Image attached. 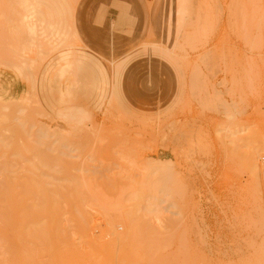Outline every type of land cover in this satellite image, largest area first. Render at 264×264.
Masks as SVG:
<instances>
[{"label":"rangeland","instance_id":"rangeland-1","mask_svg":"<svg viewBox=\"0 0 264 264\" xmlns=\"http://www.w3.org/2000/svg\"><path fill=\"white\" fill-rule=\"evenodd\" d=\"M176 1L68 0L71 30L45 40L25 25L49 7L0 0V264H264V0ZM66 53L71 88L54 65ZM47 71L63 85L50 108L32 92ZM33 147L60 173L35 167L39 183L67 199L22 190Z\"/></svg>","mask_w":264,"mask_h":264},{"label":"bare ground","instance_id":"bare-ground-1","mask_svg":"<svg viewBox=\"0 0 264 264\" xmlns=\"http://www.w3.org/2000/svg\"><path fill=\"white\" fill-rule=\"evenodd\" d=\"M38 1H40V0H38ZM37 0H36V2L37 3H39V4H41L42 6L43 5H45V7H49V9H51L53 12L52 13H54V16L55 17H57V16H60V17H58V21H57V19H55V17L53 16V14H46V12H45V14H44V12H43V10H39V12L38 11H35V14H36V12H37V14L36 15H34V14H32V16H33V18H36L35 16H37V15H39L40 17V19H38L37 21H36V23L38 22V24H35L34 22L31 24V23H29L28 21H27V19L29 20V17H31V16H29V14L31 13V12H33V11H29L28 10V5H27V3L26 4H24L23 3V8H27L26 10H28L30 13H28V16L29 17H27L25 14V16H23L22 17V22H25V20L28 22L27 24L28 25H25V27H28V31L31 33V35H32V37L33 38H35L37 35L38 36H41L42 38H44L45 40H47L48 39V35H47V32H48V30L50 31V29L51 30H58L57 31V33L55 32V37L57 36V34L60 32V33H62V31H64V30H71L70 29V24H69V22H68V20H67V18H68V16L69 15H71L70 14V9H71V7H70V4L67 2L68 0H51V1H49V0H47V1H49V2H45L44 3V0L41 2H38ZM181 2H182V0H180ZM191 1H193V0H191ZM198 1V0H197ZM196 1V2H197ZM200 1V0H199ZM199 1L197 2L198 4H199ZM216 1V0H215ZM259 1V0H258ZM261 1V0H260ZM17 2V1H16ZM21 2V1H20ZM26 2V1H25ZM175 2H177L176 0H175ZM193 2H195V1H193ZM207 2V1H206ZM205 2V3H206ZM19 3V2H18ZM29 3V2H28ZM44 3V4H43ZM180 3V2H179ZM197 3H195V5L194 6H198V5H196ZM200 3H201V1H200ZM202 3H203V1H202ZM30 4H32V2L30 3ZM34 4V3H33ZM39 4L37 5V6H39ZM178 4V3H177ZM176 4V5H177ZM183 4H186L185 2L183 3ZM182 4V10H183V5ZM216 4V3H215ZM254 4V3H253ZM252 4V5H253ZM171 5V4H170ZM191 5V4H190ZM201 6H202V4H200ZM207 5V4H206ZM232 5H233V3H232ZM244 5V4H243ZM31 7H32V5H30ZM169 6V5H168ZM179 6V5H178ZM177 6V7H178ZM181 6V5H180ZM193 6V7H194ZM214 6V5H213ZM12 7V6H11ZM30 7V8H31ZM44 7V6H43ZM190 8H193V7H191V6H189ZM232 7V6H231ZM244 7H245V5H244ZM5 8H7V7H5ZM10 8V7H9ZM12 8H14V7H12ZM33 8V7H32ZM38 8V7H37ZM179 8V7H178ZM177 8V9H178ZM198 8V7H197ZM199 8H201L200 6H199ZM204 8H208V7H204ZM204 8H202V10H197V12H200L199 14V16L198 17H202V15H203V17H204V14L206 15V13H204V14H202L201 13V11H204ZM238 8V7H237ZM1 9H3V8H1ZM11 9V8H10ZM17 9V8H16ZM22 9V8H21ZM20 9V10H21ZM25 9H23V10H25ZM39 9H41V8H39ZM46 9H48V8H46ZM48 9V10H49ZM101 9V8H100ZM195 9V8H194ZM212 9V8H211ZM214 9V8H213ZM217 9V8H216ZM244 9V8H243ZM38 10V9H37ZM50 10V11H51ZM185 10V9H184ZM181 11V13L183 14V15H180L179 13H180V10H179V12L177 13V15H180V16H182V17H185L184 16V12L185 11ZM191 10V9H190ZM253 10V9H252ZM256 10V9H255ZM11 11V10H10ZM17 10H13V11H11L12 13L14 12V13H17L16 12ZM42 11V12H41ZM45 11V10H44ZM49 11V12H50ZM189 11V10H188ZM194 11V10H193ZM238 11V10H237ZM247 10L245 9V12H246ZM0 12H2V11H0ZM6 12V11H5ZM204 12H206V10L204 11ZM217 12H219L218 10H217ZM227 12V11H226ZM239 12H240V10H239ZM244 12V11H243ZM252 12V11H251ZM262 12V11H261ZM260 12V13H261ZM13 13V14H14ZM19 13V12H18ZM34 13V12H33ZM48 13V12H47ZM66 13H68V16L67 15H65ZM169 13V12H168ZM192 13V12H191ZM208 13V12H207ZM255 13H257V12H255ZM2 14V13H1ZM9 14V13H8ZM7 14V15H8ZM27 14V13H26ZM164 14V13H163ZM170 14V13H169ZM194 14H195V12H194ZM31 15V14H30ZM73 15V14H72ZM176 14H175V16H177ZM196 15H197V13H196ZM195 15V16H196ZM212 15V14H211ZM238 15V14H237ZM244 15H246V14H244ZM152 16V15H151ZM179 16V17H180ZM188 16H189V14H188ZM191 16V15H190ZM194 16V17H195ZM230 16V15H229ZM246 16H248V15H246ZM169 17V16H168ZM181 17V18H182ZM187 17V16H186ZM197 17V16H196ZM194 18L195 20H197V18ZM200 17V18H201ZM206 17V16H205ZM204 17V18H205ZM253 17V16H252ZM261 17V16H260ZM33 18L31 17V19L33 20ZM73 18H74V15H73ZM191 18V17H190ZM193 18V17H192ZM207 18H208V16H207ZM206 18V19H207ZM248 18V17H247ZM8 19V18H7ZM37 19V18H36ZM35 19V20H36ZM56 20L57 22L56 23H54L53 22V20ZM209 19H211V18H209ZM32 20H30V22H32ZM73 20V19H72ZM163 20V19H162ZM169 20H170V17H169ZM176 20V19H175ZM183 20H185L184 18H183ZM189 20V19H188ZM194 20V21H195ZM7 21H9V20H7ZM11 21V20H10ZM70 21V20H69ZM74 21H75V19H74ZM73 21V22H74ZM178 22L176 23V24H178V23H180L179 21H181L180 19L179 20H177ZM204 21V20H203ZM71 22V21H70ZM163 22V21H162ZM167 22H168V19H167ZM182 22L183 21H181V24H182ZM210 22V21H209ZM233 22V21H232ZM151 23V22H150ZM184 23H185V21H184ZM191 23V22H190ZM202 23V22H201ZM200 23V24H201ZM212 23H213V21H212ZM75 24V23H74ZM100 24V23H99ZM194 25L196 24L195 22L193 23ZM203 24H204V22H203ZM22 25V24H21ZM183 25V24H182ZM185 25H187V24H185ZM205 25V24H204ZM203 25V26H204ZM74 26V25H73ZM154 26V25H153ZM158 26V25H157ZM163 26V25H162ZM181 26V25H180ZM180 26H177V27H180ZM190 26V25H189ZM159 27V26H158ZM170 27V26H169ZM187 27V26H186ZM193 27V26H192ZM192 27H190V28H192ZM40 28V29H39ZM149 28V27H148ZM153 28V27H152ZM176 28V27H175ZM180 29H182V28H180ZM199 29V28H198ZM201 29V28H200ZM206 29V28H205ZM150 30V29H149ZM194 30H195V28H194ZM170 31V30H169ZM51 32V31H50ZM160 32H161V30H160ZM163 32V31H162ZM176 32V31H175ZM187 33V32H186ZM198 33V32H197ZM196 33V34H197ZM204 33V32H203ZM166 34V33H165ZM169 34V33H168ZM176 34V33H175ZM51 35H52V33H51ZM60 35V34H59ZM179 35V34H178ZM181 35V34H180ZM192 35V34H191ZM194 36V35H193ZM201 36H202V34H201ZM206 36V35H205ZM166 37V36H165ZM174 37V36H173ZM190 37V36H189ZM207 37V36H206ZM52 38H53V35H52ZM198 38V37H197ZM176 40H178L179 41V39H177L176 38ZM204 40V39H203ZM48 41H50V36H49V40ZM188 41V40H187ZM199 41V40H198ZM199 42H202V40L201 41H199ZM205 42V41H204ZM175 43V42H174ZM167 44V43H166ZM176 44V43H175ZM178 44V43H177ZM176 44V45H177ZM201 44V43H200ZM49 46H50V44H48ZM173 45V44H172ZM197 45V44H196ZM175 46V45H174ZM152 47V46H151ZM180 47V46H179ZM196 47V46H195ZM167 48V47H166ZM175 48H176V46H175ZM156 50V49H155ZM80 51V50H79ZM82 52H83V50H81ZM168 51V50H167ZM43 52V51H42ZM157 52H160V51H157ZM163 52H161V54H162ZM168 53H170V52H168ZM206 53V52H205ZM211 53V52H210ZM151 54V57H153L152 56V52L150 53ZM207 54H209V53H207ZM157 55V54H156ZM204 56H205V54H204ZM203 56V57H204ZM208 57H210L211 58V56H209V55H207ZM216 56V55H215ZM149 57V56H148ZM61 59H59V61L57 62V63H55L54 65L55 66H58V67H60V73H61V75L67 80V82L68 83H64V88H65V86H67V87H69L71 84H70V82H71V80H72V65H74L73 64V62H76V60H73V58H74V55L72 54V53H66L64 56L62 55L61 57H60ZM79 59H77V62H80L81 60L83 61V59H82V57L80 56V57H78ZM170 59H172V58H170ZM206 59H208L207 57H205V60ZM79 60V61H78ZM81 61V62H82ZM176 61V60H175ZM168 62H170V61H168ZM173 62V61H172ZM211 62V61H210ZM171 63V62H170ZM176 64V63H175ZM81 64H79L78 63V66H80ZM82 66V65H81ZM171 67H172V65H171ZM73 68H74V66H73ZM173 68V67H172ZM36 69H38V67L36 68ZM71 69V70H70ZM83 69V68H82ZM176 69V68H175ZM37 71V70H36ZM43 71H44V69H43ZM181 71V70H180ZM174 72V71H173ZM49 73H50V71H47V74L48 75H46L45 77H43L44 75H41L40 77H43V78H41V81H40V88L41 89H39L38 88V90H40L39 91V93L38 92H36V91H32V92H34V94L35 93H37V94H41L42 95V97H43V100H44V103L49 107V105L51 104V103H53V105H54V102L53 101H57L58 99H57V97L58 96H55L56 98L54 99V97H53V95L52 94H54L53 93V91H51L50 92V95H51V97L49 96V94L47 95V93H49V91H50V88H51V90H52V87H57L58 89H59V86L62 88L63 87V85H59V86H55V84H53L50 80H49ZM178 73H180V72H178ZM18 75L20 74V73H17ZM4 75V74H3ZM12 75V74H11ZM2 76V75H1ZM0 76V77H1ZM21 76V78H22V76L23 75H19V77ZM176 76V75H175ZM4 77V76H3ZM10 77V76H9ZM18 77V78H19ZM33 77V76H32ZM17 78V79H18ZM21 78H19V80L21 79ZM25 78V77H24ZM27 78V77H26ZM34 79H35V77H33ZM7 78H5V80H6ZM30 80H31V82H32V78H29ZM9 80H11V79H9ZM25 80H27V79H25ZM7 81V80H6ZM4 81H0V90H4V88H5V86H4ZM7 83L9 84V82L7 81ZM33 83V82H32ZM37 83V82H36ZM13 84V83H12ZM35 85V84H34ZM8 87H10L9 85H8ZM39 87V86H38ZM48 87H50V88H48ZM33 88V87H32ZM31 88V89H32ZM69 88H71V87H69ZM9 89V88H8ZM57 89V90H58ZM49 90V91H48ZM60 90V89H59ZM62 90V89H61ZM64 90V89H63ZM66 90L67 89H65V91H62V93H66ZM71 90V89H70ZM4 92H5V90H4ZM47 92V93H46ZM69 91H67V93H68ZM71 92V91H70ZM33 94V93H32ZM69 94V93H68ZM7 95V94H6ZM55 95V94H54ZM58 95V94H57ZM8 96V95H7ZM34 96V95H33ZM49 96V98H51V99H47L46 97H48ZM66 96V95H65ZM10 97H11V95H10ZM16 97V96H15ZM41 97V96H40ZM67 97V96H66ZM1 98H3V97H1ZM0 98V99H1ZM9 98V97H8ZM7 98V99H8ZM27 98V97H26ZM63 98H65V97H63ZM9 99H11V98H9ZM2 100V99H1ZM35 100V99H34ZM59 101V100H58ZM43 102V101H42ZM41 102V103H42ZM60 102V101H59ZM56 103H58V102H56ZM25 104V103H24ZM59 104H61V103H58V105ZM41 106H42V104H41ZM50 108V107H49ZM49 108H48V110H49ZM19 112H20V110H19ZM25 112V111H24ZM22 114H23V112H22ZM43 135H44V133H43ZM46 136V135H45ZM35 141V140H34ZM7 147L8 146H10V144H8V145H6ZM10 148V147H9ZM34 148V149H33ZM33 148H31V149H33V151L32 150H30L31 152H33L34 153V155H33V153H32V159H33V161H30V163H31V169L27 172V178L28 179H25V182L26 181H28V182H26V183H28V185H25L24 183L25 182H23L22 184H24V186H28V187H26V188H22V190L23 189H27V191L29 190V192H30V194L32 195V196H34L35 198H36V200H38V201H42V202H45V201H47L48 199H51L52 198V195L54 194V195H56V196H58V197H63L64 199H67L68 197H69V193H68V191H67V189L68 188H65V187H63V186H60V185H57V184H47V185H50V186H52L51 188H44V186L41 184V183H39V181H38V177H37V175H36V173L33 171V168H35L36 167V169H38V168H40V167H42V168H44V170H45V173L46 174H44L45 176H47V177H49L50 178V181H56L59 177H60V173H57V172H55V170H54V168H53V160H54V158H51L49 155H41V154H39V157H38V162L36 161V156H35V154H36V151L38 150L37 148H35V147H33ZM11 149V148H10ZM23 152H24V150H23ZM38 152H39V150H38ZM25 155V154H24ZM31 159V160H32ZM51 163V164H50ZM254 168H256V167H254ZM259 167H257V169H255V170H253L254 171V175L255 176H257L258 175V173L256 172V171H258L259 169H258ZM255 172H256V174H255ZM3 175V174H2ZM7 175V174H6ZM26 175V174H25ZM261 175V174H260ZM24 177H26V176H24ZM260 177V176H259ZM7 178V177H6ZM18 178V177H17ZM12 179V178H11ZM10 179V180H11ZM49 181V182H50ZM11 182V181H10ZM12 182H13V180H12ZM6 183V182H5ZM16 183V182H15ZM12 185V184H11ZM13 185H14V183H13ZM38 185H40V186H38ZM10 186V185H9ZM24 186H22V187H24ZM13 187V186H12ZM17 188V187H16ZM20 188V187H19ZM8 189H10V188H8ZM13 188H11L10 190H12ZM18 190V189H17ZM3 190H1V192H2ZM14 192V191H13ZM13 192H11V193H13ZM4 193V197H5V194L7 195L8 194V192H6L5 193V191L4 192H2V194ZM22 193H26L25 191L24 192H21L20 194H22ZM20 194H18V195H20ZM27 194V193H26ZM11 195V194H10ZM18 195H16V196H18ZM29 195V194H28ZM27 195V196H28ZM15 196V197H16ZM24 196V195H23ZM22 196V199L25 197L26 198V195L23 197ZM30 196V195H29ZM3 198V197H2ZM9 198V202H10V198H11V196L10 197H8ZM14 198V197H13ZM31 198V197H30ZM143 198V197H142ZM16 199H18L17 197H16ZM137 199V198H136ZM1 200V199H0ZM4 200H6V198L4 199ZM12 200H15V198L14 199H12ZM11 200V201H12ZM19 200V199H18ZM24 201V200H23ZM23 201H22V203H23ZM26 201V200H25ZM6 202V201H5ZM14 203H16L15 201H13ZM18 202H21V198H20V200L18 201ZM13 203V204H14ZM138 203V202H137ZM11 204V203H10ZM18 205V203L16 204V206ZM26 205H28V203L26 204ZM135 205V204H134ZM150 205V204H149ZM10 206H12V205H10ZM28 206H30V205H28ZM138 206V205H137ZM134 207V206H133ZM140 207V206H139ZM143 207V206H142ZM27 208V207H26ZM13 209V208H12ZM19 209V208H18ZM31 209V212H32V214L33 215H36L37 217H41V216H44V215H46L47 214V212H46V210L44 209V207L42 206V204H37V203H35V202H32V208H30ZM29 209V210H30ZM138 209H140V208H138ZM137 209V210H138ZM133 210V209H132ZM131 210V211H132ZM136 210V209H135ZM142 211H143V209H142ZM5 212V211H4ZM3 213V212H2ZM7 213V212H6ZM5 213V214H6ZM131 213V212H130ZM128 214L127 213V217H128V219H129V217L131 216V214ZM139 213H141V211H139L138 210V214ZM134 214V213H133ZM148 214V213H147ZM150 215V214H149ZM133 216V215H132ZM136 215H134V217H135ZM139 216H140V214H139ZM137 217V216H136ZM141 217H142V215H141ZM4 218V217H3ZM6 219V218H5ZM132 219V218H131ZM136 219V218H135ZM141 219H144L143 217L141 218ZM1 220V219H0ZM137 220V222H138V219H136ZM148 220H150V219H148ZM8 221V220H7ZM12 221H14V220H12ZM83 221V220H82ZM82 221H80V222H82ZM9 222H11V219H10V221ZM25 223H28L29 221L27 220V221H24ZM145 222V221H144ZM148 222V221H147ZM250 222V221H249ZM4 223V222H3ZM11 223H13V222H11ZM132 223V222H131ZM150 223V222H149ZM243 223V222H242ZM7 224H8V222H7ZM14 224V223H13ZM78 224V223H77ZM83 224H86V222L85 223H81L79 226H82V228H84L85 226L83 225ZM142 224V223H141ZM251 224V223H250ZM132 225H133V223H132ZM145 225V224H144ZM143 225V226H144ZM146 225H147V223H146ZM51 226V224H49L48 223V220L47 221H45V220H43V219H40V220H35V221H31V223H29V226H28V228L30 229V233L32 234V235H36L37 234V232L39 231V232H46L47 231V229L49 228ZM129 227H130V225H129ZM35 228H37V229H35ZM81 228V227H80ZM146 228V227H145ZM50 229V228H49ZM66 229V228H65ZM135 229V228H134ZM143 229H144V227H143ZM81 230V229H80ZM152 229H148L147 228V231H151ZM58 231L60 232V233H64V227L62 226V222H60L59 224H58ZM130 231V230H129ZM68 232V231H67ZM28 233V232H27ZM66 233V232H65ZM155 234H156V232H155ZM137 235V234H136ZM154 235V234H153ZM116 236V235H115ZM155 236V235H154ZM155 238H156V236H155ZM122 239V238H121ZM145 240V239H144ZM157 240V239H156ZM96 242V241H95ZM117 242V241H116ZM119 243V242H118ZM118 243H117V245H118ZM140 246V245H139ZM3 247H5V246H3ZM264 247V246H263ZM97 248V247H96ZM10 249V248H9ZM138 249V248H137ZM229 249V248H228ZM236 250V249H235ZM3 251V250H2ZM97 251V250H96ZM111 251V250H110ZM151 251V250H150ZM231 251V250H230ZM4 252H5V249H4ZM7 252H9V250L7 251ZM152 252V251H151ZM73 253V252H72ZM153 253V252H152ZM148 255V254H147ZM90 257V256H89ZM84 261V260H83ZM9 263H11V262H9ZM60 263V262H59ZM68 263V262H67ZM66 263V264H67ZM85 263V262H84ZM139 263V262H138ZM5 264V263H4ZM64 264V263H63ZM89 264H91V263H89ZM131 264V263H130ZM141 264V263H140Z\"/></svg>","mask_w":264,"mask_h":264},{"label":"crops","instance_id":"crops-1","mask_svg":"<svg viewBox=\"0 0 264 264\" xmlns=\"http://www.w3.org/2000/svg\"><path fill=\"white\" fill-rule=\"evenodd\" d=\"M263 180H264V174H263Z\"/></svg>","mask_w":264,"mask_h":264}]
</instances>
